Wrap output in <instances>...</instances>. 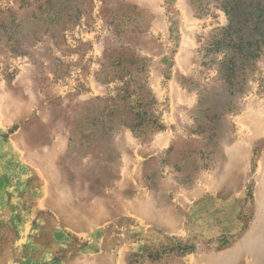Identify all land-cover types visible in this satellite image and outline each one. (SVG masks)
I'll list each match as a JSON object with an SVG mask.
<instances>
[{"label": "rangeland", "instance_id": "rangeland-1", "mask_svg": "<svg viewBox=\"0 0 264 264\" xmlns=\"http://www.w3.org/2000/svg\"><path fill=\"white\" fill-rule=\"evenodd\" d=\"M0 264H264V0H0Z\"/></svg>", "mask_w": 264, "mask_h": 264}, {"label": "trees", "instance_id": "trees-1", "mask_svg": "<svg viewBox=\"0 0 264 264\" xmlns=\"http://www.w3.org/2000/svg\"><path fill=\"white\" fill-rule=\"evenodd\" d=\"M240 18H241V16L240 17H238V19H235V18H233V20H232V23H231V26H232V28H235V29H237V30H243L244 28H245V23H246V21H242V20H240ZM132 130H133V126H129Z\"/></svg>", "mask_w": 264, "mask_h": 264}]
</instances>
